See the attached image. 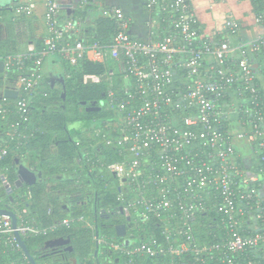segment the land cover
Masks as SVG:
<instances>
[{
  "label": "built area",
  "instance_id": "2783aa9c",
  "mask_svg": "<svg viewBox=\"0 0 264 264\" xmlns=\"http://www.w3.org/2000/svg\"><path fill=\"white\" fill-rule=\"evenodd\" d=\"M108 1L77 0L82 8L97 2V14L116 21L111 43L103 44L79 38L82 20L60 19L61 2L44 0L46 47L3 59L4 72L23 70L14 106L0 103L2 115H19L11 135L20 141L33 135L20 125L31 121L47 56L70 65L83 58L110 62V76L85 78L122 80L106 93L117 119L94 134L96 147L104 143L121 157L101 165L115 178L131 226L120 239L97 238L110 251L107 259L102 251L101 263L264 264V0L253 2L262 31L250 38L233 16L221 36L206 34L191 0H144L145 19L134 31L136 18ZM37 4L25 0L14 10L33 15ZM6 154L3 148L0 158ZM3 208L17 224L0 214V264H31L17 233L24 239L56 226L36 224L27 207Z\"/></svg>",
  "mask_w": 264,
  "mask_h": 264
},
{
  "label": "trees",
  "instance_id": "16d2710c",
  "mask_svg": "<svg viewBox=\"0 0 264 264\" xmlns=\"http://www.w3.org/2000/svg\"><path fill=\"white\" fill-rule=\"evenodd\" d=\"M61 3L77 0H59ZM98 4L109 6L108 0H98ZM254 2V0H253ZM97 2L78 7L69 16L65 9H60V19L82 20L79 38L89 37L101 43H111L116 32V21L108 16L94 15ZM145 13V5H143ZM145 19V14H143ZM33 15L17 16L14 6L0 7V24L8 28L11 36L22 37L24 43H34V47L0 46V60L10 54L32 52L37 54L46 47L47 32L43 29L35 32ZM76 37V35H74ZM28 39V40H27ZM27 40V41H26ZM0 40V44H1ZM23 43V44H24ZM27 44V45H28ZM63 62V74L66 78L65 89H52L48 76L44 74L41 87L36 91L30 104L28 124H21L22 132L33 135L20 141L11 135L12 124L19 121V115L8 112L0 113V153L7 148V154L0 158V207L5 204H17L27 207L28 217L36 224L56 226L46 235L25 236L24 240L36 260L41 254L40 248L51 238L70 237L73 251L67 252L65 259H51L38 264H102V251H110L108 246L98 243L97 238L120 239L116 226L110 227L106 214L110 210L122 212L118 199L115 178L101 165L121 160L118 150L101 143L96 145L94 130L109 121L117 119V113L105 107L101 112L89 114L83 107V101L103 99L110 83L122 85V80L114 76L111 81L86 79V75L100 76L109 74L110 62L92 61L88 58L79 60L77 65ZM37 57V55H35ZM45 61V60H44ZM23 70L17 66L0 73V95L5 88H17V82ZM110 76V74H109ZM66 92L64 102L62 94ZM106 96V95H105ZM0 103L14 106V99L8 98ZM80 124L71 130V126ZM20 142V143H19ZM17 159L39 174L38 182L31 187H17ZM6 176L13 191L8 193L2 180ZM13 197V201L10 197ZM84 216L86 221H79ZM66 219L73 220L65 225ZM127 221V217H123ZM97 250L99 256H96Z\"/></svg>",
  "mask_w": 264,
  "mask_h": 264
},
{
  "label": "crops",
  "instance_id": "0c3cea01",
  "mask_svg": "<svg viewBox=\"0 0 264 264\" xmlns=\"http://www.w3.org/2000/svg\"><path fill=\"white\" fill-rule=\"evenodd\" d=\"M25 0H0V7H9L19 4ZM116 5L122 7L125 12L133 16L136 23V28L134 31L142 28L143 25V5L144 0H113ZM192 5L200 19L201 25L204 31L208 35L221 36L223 31L225 20L229 16H233L240 20L243 25V37L250 38L262 31V27L257 23L256 15L254 13V4L252 0H191ZM74 4V2H67V4ZM77 7L71 6L64 8L65 13L71 16ZM94 15H97V11H94ZM45 4L44 0H38L37 8L33 14L35 18L36 29L35 32L43 29L44 33L47 32L45 25ZM0 37L1 34L5 32L6 27L0 24ZM28 40V39H27ZM26 40V41H27ZM24 43V48L34 47V43L30 42ZM25 53V52H23ZM55 55V54H54ZM59 59V57H58ZM61 59V58H60ZM44 69V65H43ZM45 71V70H44ZM64 71V66L62 72H57L56 70H50L51 74H61ZM46 75L50 78V74L46 72Z\"/></svg>",
  "mask_w": 264,
  "mask_h": 264
},
{
  "label": "water",
  "instance_id": "95a60500",
  "mask_svg": "<svg viewBox=\"0 0 264 264\" xmlns=\"http://www.w3.org/2000/svg\"><path fill=\"white\" fill-rule=\"evenodd\" d=\"M73 5H74V7H78V4L76 2L74 4H72V3H70V4L61 3L60 7L64 9L67 7H71ZM3 72H4V61L0 60V73H3ZM54 79H55L54 75L50 74V80L53 81ZM17 94H18V92L15 89L5 88L3 91V95L7 98H16ZM62 97H63V100L65 102V100H66V92L65 91L63 92ZM79 125L80 124H74L70 128H71V130H73L75 127H78ZM16 161H17V165H18V169H17L18 178L16 180V186L17 187H22L24 185L34 186L39 180V174L36 171L32 170L28 166V164L23 163L20 159H17ZM6 187L8 189V193H11L13 189H12V186L9 182H6ZM10 200L11 201L14 200L12 196L10 197ZM0 214L10 215L13 219L14 225L17 224V217L12 210L0 207ZM115 228H116L117 234L120 236H122L126 233L125 230H120L119 225H117ZM17 236H18V240L21 244V247H22L23 251L25 252L30 263L31 264H38L36 258L31 253L28 246L26 245L25 240L22 238V236L19 233H17ZM60 246H67L66 249L73 250V246L71 244V238L70 237H58V238H54V239H49L45 242V247L56 248V247H60Z\"/></svg>",
  "mask_w": 264,
  "mask_h": 264
},
{
  "label": "flooded vegetation",
  "instance_id": "af4514ba",
  "mask_svg": "<svg viewBox=\"0 0 264 264\" xmlns=\"http://www.w3.org/2000/svg\"><path fill=\"white\" fill-rule=\"evenodd\" d=\"M0 32H1V30H0ZM54 78L55 79L53 81H51L50 78L48 77V80L50 81V84H51V88L52 89H65V87H66L65 76L63 74H59V75L56 74V75H54ZM98 80L100 82L102 81V79H100V78H98ZM105 95L106 94H104V98L100 99V100L91 99L88 102L83 101V105H84L83 107L85 108V110L89 114L101 112L106 107V96ZM24 186H27V185H24ZM24 186H22V187H24ZM27 187H31V186H27ZM12 189H13V187H12ZM7 206H10V205L5 204V207H7ZM123 217H125L123 211L119 213V212H116V210H110L106 214V220H107V222H109L110 227H115V226L119 225L120 230H125L127 232L131 226L130 218L127 217V221H123ZM51 239H54V238H51ZM66 248H67V246H60V247L53 248V247H45V245H44L40 248L41 254L39 255L37 260L39 263H43L44 261L49 262L51 259L52 260L53 259H57V260L63 259L64 260L66 257V253L67 252L71 253L73 251V250H68ZM108 255L109 254L105 255L106 259L109 258ZM109 261H111V259H109Z\"/></svg>",
  "mask_w": 264,
  "mask_h": 264
},
{
  "label": "rangeland",
  "instance_id": "374dc122",
  "mask_svg": "<svg viewBox=\"0 0 264 264\" xmlns=\"http://www.w3.org/2000/svg\"><path fill=\"white\" fill-rule=\"evenodd\" d=\"M0 40L2 41L0 46L5 48L6 46H11L10 43H13L14 46L17 45L19 47H24V41L22 37L17 36H11V32L8 28H6L5 32L1 34ZM56 70L57 72H62L63 70V62L58 59L57 55L51 54L47 56V58L44 61V70L48 72V75L52 72H49L50 70ZM44 71V74H46ZM240 145L243 144V142H239Z\"/></svg>",
  "mask_w": 264,
  "mask_h": 264
}]
</instances>
